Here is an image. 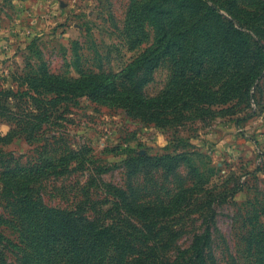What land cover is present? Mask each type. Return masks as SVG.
<instances>
[{"label": "trees", "instance_id": "obj_1", "mask_svg": "<svg viewBox=\"0 0 264 264\" xmlns=\"http://www.w3.org/2000/svg\"><path fill=\"white\" fill-rule=\"evenodd\" d=\"M132 9L152 30L153 42L118 72L80 70L78 78H66L49 73L43 63L27 64L26 72L14 75L15 88L0 85V122L11 127L0 142L22 137L39 142L55 110L81 98L160 128L231 116L237 104L253 98L264 71V0H139ZM163 62L170 66L167 84L148 96L145 88ZM58 154L44 152L29 167L12 154L0 155V203L6 212L0 215V264H216L213 204L222 198L203 189L197 154L126 157L121 161L126 187L108 185L111 207L106 212L92 207L91 217L80 207L44 205L35 188L48 174L86 169L88 151ZM181 169L190 185H184ZM107 170L95 167L97 176ZM155 173L162 182L152 179ZM192 209L202 230L172 259L167 253L178 230L171 224ZM4 227L16 232V242L4 239ZM249 242L256 264H264V225L251 231Z\"/></svg>", "mask_w": 264, "mask_h": 264}, {"label": "rangeland", "instance_id": "obj_2", "mask_svg": "<svg viewBox=\"0 0 264 264\" xmlns=\"http://www.w3.org/2000/svg\"><path fill=\"white\" fill-rule=\"evenodd\" d=\"M136 1L0 0V85L15 88L14 75L26 72L27 64L43 63L49 73L66 78H78L80 70L118 72L153 42L152 30L138 21V12L132 9ZM169 75V63H161L146 94H159ZM55 111L56 116L43 124L39 142L29 144L23 137L9 144L0 142V155L12 154L24 167L35 165L51 150L58 155L88 151L85 170L51 173L36 185L44 205L80 207L90 217L92 207L106 212L111 207L105 194L108 185L126 187L121 163L126 157L194 153L205 175L203 189L222 198L213 204L211 248L216 264H256L249 239L251 231L257 233L264 225V71L253 98L237 104L234 115L189 120L176 128L145 125L120 109L84 98ZM10 129L0 122V136ZM98 165L108 170L97 176ZM179 173L184 185H190L186 172ZM153 176L163 181L160 173ZM165 184L170 190L169 179ZM3 208L0 203V215L6 217ZM171 227L178 230L167 253L174 259L177 248L187 250L192 235L202 230L201 218L192 209ZM1 232L4 239L16 242L12 229L4 227ZM165 237L163 230L161 238Z\"/></svg>", "mask_w": 264, "mask_h": 264}]
</instances>
